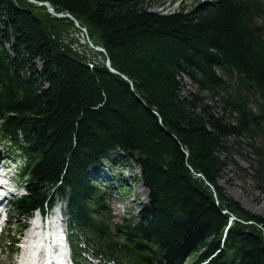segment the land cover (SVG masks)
Instances as JSON below:
<instances>
[{"label":"trees","instance_id":"16d2710c","mask_svg":"<svg viewBox=\"0 0 264 264\" xmlns=\"http://www.w3.org/2000/svg\"><path fill=\"white\" fill-rule=\"evenodd\" d=\"M34 1L105 52L81 51L68 17L0 0V139L27 159L19 234L67 198L76 256L82 239L120 264H264V218L217 184L224 157L245 151L264 197V0ZM108 159L139 170L135 218L116 222L91 182Z\"/></svg>","mask_w":264,"mask_h":264},{"label":"rangeland","instance_id":"374dc122","mask_svg":"<svg viewBox=\"0 0 264 264\" xmlns=\"http://www.w3.org/2000/svg\"><path fill=\"white\" fill-rule=\"evenodd\" d=\"M193 1L194 0H184V5L190 6ZM160 9V7H155L151 9L150 12L154 14H159ZM75 38L79 42V49L88 54L87 49H89V47H87V44L85 43L83 37L81 35H78L75 36ZM187 90H190V88L188 87ZM8 150L12 152L8 156H6ZM245 154V151L240 153L232 152L229 157H224V161H226L227 165L224 170V173L222 174V177L218 180L217 184L221 189H223L225 194L228 197L232 198L235 202H237L241 206V208L251 213L252 215L264 218V197L258 192V183L253 181L250 177V166L245 157ZM3 156L7 157V164L13 167L14 180L11 184L13 186L17 185L15 195L17 197H20L24 195V181L20 177V168L24 166L25 160L24 158L20 157L21 155L19 154L17 149L13 148L11 150L9 142L0 143V157ZM108 161H110V159H108ZM127 164L129 165V167H127ZM127 164L117 163L116 165H108L107 169L110 170L108 176L110 177V179H112L111 182L100 184L95 181L101 186L103 190H107V188L112 187L111 191L113 192L114 197L112 206L114 210V215L116 217V220L118 221H120L123 217L122 213L131 217L134 216L138 212V210L142 209L143 206L147 205V193L144 188L139 184V170L136 167H132L129 163ZM119 165L121 166V168ZM102 169L103 172L107 171L106 168ZM63 202L64 201L60 200L57 206L63 205ZM8 212L9 211L7 210V220H10L11 218V220L13 221L12 218L14 217V215ZM26 223L28 225L29 220ZM11 229L14 230V228L12 227ZM7 230L8 228L6 226L5 231ZM25 233L21 237L22 240H24ZM22 240H20L19 246ZM8 246L9 245L6 244V242L3 244L1 239L0 264H17L19 256L17 255L10 257L8 254Z\"/></svg>","mask_w":264,"mask_h":264},{"label":"bare ground","instance_id":"6f19581e","mask_svg":"<svg viewBox=\"0 0 264 264\" xmlns=\"http://www.w3.org/2000/svg\"><path fill=\"white\" fill-rule=\"evenodd\" d=\"M5 184L6 181L0 179V186ZM36 218L24 232L17 264H62L64 257L61 250H57L63 245L58 231V211L47 219L45 231L36 228L39 226L38 216Z\"/></svg>","mask_w":264,"mask_h":264},{"label":"water","instance_id":"95a60500","mask_svg":"<svg viewBox=\"0 0 264 264\" xmlns=\"http://www.w3.org/2000/svg\"><path fill=\"white\" fill-rule=\"evenodd\" d=\"M28 1H29L30 3L36 5V6H39V7H45L46 10H47V12H48L51 16H53V17H56V18L68 17V18H70V19L74 22L75 27L78 28V29H80L81 32L84 34V36H85V40H86L88 46H89L91 49H93L94 51H96V52H100V53H103V54H104L105 51H104L102 48H100V47H94V46H93V44L91 43V41H90V40L88 39V37H87V32H86V30L80 28L78 22H77L76 20H74L71 16H69V15L65 16V15H63V14H56V13L53 11V9H52V7L50 6L49 3H40V2H36V1H34V0H28ZM106 66H107L108 70H109L112 74H114V75H120L119 72H117V71H115L114 69H112V67H111V65H110V62H109L108 60L106 61ZM122 78H123V80L128 81L127 78H125L124 76H122Z\"/></svg>","mask_w":264,"mask_h":264}]
</instances>
